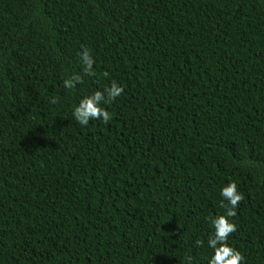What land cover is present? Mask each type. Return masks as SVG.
Wrapping results in <instances>:
<instances>
[{
	"label": "trees",
	"instance_id": "1",
	"mask_svg": "<svg viewBox=\"0 0 264 264\" xmlns=\"http://www.w3.org/2000/svg\"><path fill=\"white\" fill-rule=\"evenodd\" d=\"M229 181L264 264V0H0V264H207Z\"/></svg>",
	"mask_w": 264,
	"mask_h": 264
},
{
	"label": "clouds",
	"instance_id": "2",
	"mask_svg": "<svg viewBox=\"0 0 264 264\" xmlns=\"http://www.w3.org/2000/svg\"><path fill=\"white\" fill-rule=\"evenodd\" d=\"M80 60L83 64L84 75L94 74L93 65L95 63L92 55L87 48H83L80 53ZM80 73H72L62 81L63 87L73 89L82 82ZM123 92V86L113 81L106 88L93 91L90 95L82 97L72 109V117L81 126H87L92 120L103 121L107 123L111 115L106 107ZM53 96L51 102H56ZM222 198L221 207L223 214L215 215L209 218V225L212 231L208 234L206 242L201 239L194 241L196 246L211 250L207 258V264H243L245 258L242 253L229 243L230 234L236 231V225L231 221V217L236 215V209L239 202L243 199V194L238 190L235 181L225 183L219 190ZM191 260V257H188Z\"/></svg>",
	"mask_w": 264,
	"mask_h": 264
}]
</instances>
